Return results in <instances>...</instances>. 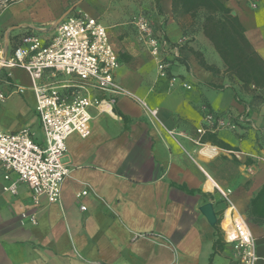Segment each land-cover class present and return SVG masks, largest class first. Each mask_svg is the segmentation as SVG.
Here are the masks:
<instances>
[{
    "label": "crops",
    "instance_id": "0c3cea01",
    "mask_svg": "<svg viewBox=\"0 0 264 264\" xmlns=\"http://www.w3.org/2000/svg\"><path fill=\"white\" fill-rule=\"evenodd\" d=\"M226 5L264 60V0ZM79 10L106 26L119 61L115 80L129 94L116 96L109 113L90 108L87 137L66 138L69 174L59 201L35 202L16 174L4 179L0 164V264H239L225 239L228 203L219 189L231 190L230 214L246 220L264 264V220L248 217L264 183V88L254 91L262 99L250 101L253 86L225 70L201 14L174 15L171 0H14L0 8V56L24 33L46 40L66 12ZM139 13L178 45L166 77L137 43ZM0 91L7 96L0 129L28 127L35 138L36 125L42 141L28 74L0 67ZM203 106L235 128L198 133ZM13 181L16 193L3 189Z\"/></svg>",
    "mask_w": 264,
    "mask_h": 264
},
{
    "label": "built area",
    "instance_id": "2783aa9c",
    "mask_svg": "<svg viewBox=\"0 0 264 264\" xmlns=\"http://www.w3.org/2000/svg\"><path fill=\"white\" fill-rule=\"evenodd\" d=\"M132 24L137 43L154 61L158 74L166 77L172 60L178 57V45L156 30L154 22L144 13L134 16ZM45 39L35 32L24 33L9 56H0L1 68L18 67L28 74L43 133V140L39 142L28 127L16 131L0 129V164L5 169L4 179L9 180L11 173L16 174L17 181L31 189L35 202L40 196H45L48 202H57L62 182L69 174L64 161L66 138L71 133L87 137L90 108L109 113L115 97L129 92L115 80L118 56L106 26L96 17L81 10L66 12ZM184 86L190 88V85ZM24 89L23 86L16 88L18 92ZM100 93H107L108 97ZM6 97L0 91V102ZM202 108L203 124L197 128L198 133L225 125L235 128V123L225 122L223 114L214 113L206 106ZM3 189L16 193V181ZM219 191L228 203V218L226 214L223 221L226 241L232 243L239 264H258L255 238L247 222L230 214L231 190ZM88 192L86 187L76 197Z\"/></svg>",
    "mask_w": 264,
    "mask_h": 264
},
{
    "label": "trees",
    "instance_id": "16d2710c",
    "mask_svg": "<svg viewBox=\"0 0 264 264\" xmlns=\"http://www.w3.org/2000/svg\"><path fill=\"white\" fill-rule=\"evenodd\" d=\"M171 8L174 15L200 13L204 33L220 55L225 70L244 86H253L250 101L262 99L254 91L264 88V60L244 39L243 27L226 0H171ZM248 217L255 222L264 220V183L250 199Z\"/></svg>",
    "mask_w": 264,
    "mask_h": 264
},
{
    "label": "rangeland",
    "instance_id": "374dc122",
    "mask_svg": "<svg viewBox=\"0 0 264 264\" xmlns=\"http://www.w3.org/2000/svg\"><path fill=\"white\" fill-rule=\"evenodd\" d=\"M5 4H7V0H0V8L2 6H4ZM31 129L35 132V136H36L35 138H36V140H38L40 142V139H41V131L39 130V128L36 127V125H32Z\"/></svg>",
    "mask_w": 264,
    "mask_h": 264
},
{
    "label": "water",
    "instance_id": "95a60500",
    "mask_svg": "<svg viewBox=\"0 0 264 264\" xmlns=\"http://www.w3.org/2000/svg\"><path fill=\"white\" fill-rule=\"evenodd\" d=\"M63 16H64V15H63ZM63 16H62V17H63ZM62 17H61V18H62ZM61 18H60V19H61ZM60 19H59V20H60ZM59 20H58V21H59ZM58 21H57V22H58ZM207 209H208V206H205L203 210H207Z\"/></svg>",
    "mask_w": 264,
    "mask_h": 264
},
{
    "label": "bare ground",
    "instance_id": "6f19581e",
    "mask_svg": "<svg viewBox=\"0 0 264 264\" xmlns=\"http://www.w3.org/2000/svg\"><path fill=\"white\" fill-rule=\"evenodd\" d=\"M228 213H229V211H227V218H228Z\"/></svg>",
    "mask_w": 264,
    "mask_h": 264
}]
</instances>
